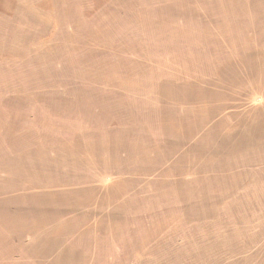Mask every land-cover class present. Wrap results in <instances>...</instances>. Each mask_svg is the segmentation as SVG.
<instances>
[{
  "label": "rangeland",
  "instance_id": "obj_1",
  "mask_svg": "<svg viewBox=\"0 0 264 264\" xmlns=\"http://www.w3.org/2000/svg\"><path fill=\"white\" fill-rule=\"evenodd\" d=\"M0 264H264V0H0Z\"/></svg>",
  "mask_w": 264,
  "mask_h": 264
}]
</instances>
